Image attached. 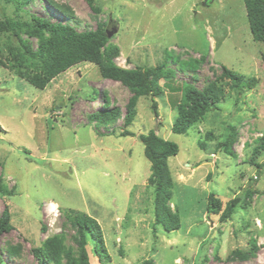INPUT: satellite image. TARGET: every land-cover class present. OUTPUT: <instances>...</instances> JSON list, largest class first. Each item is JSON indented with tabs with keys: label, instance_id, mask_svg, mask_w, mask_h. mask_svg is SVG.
Masks as SVG:
<instances>
[{
	"label": "rangeland",
	"instance_id": "rangeland-1",
	"mask_svg": "<svg viewBox=\"0 0 264 264\" xmlns=\"http://www.w3.org/2000/svg\"><path fill=\"white\" fill-rule=\"evenodd\" d=\"M205 1L30 0L19 10L12 1L0 0V20L33 14L77 32L99 25L107 32L116 28L108 43L118 47L112 59L118 67L163 63L173 71L158 81L157 113L152 94L141 96L132 124L125 126L133 92L102 76L94 62L74 64L41 89L0 65V213L8 206L13 225L0 236V264H38L33 249L51 236L60 237L77 258L75 228L67 219L71 209L86 212L101 226L108 257L96 255L89 236L90 264H143L146 259L153 264H264V154L255 157L260 168L249 161L264 133V41L252 39L243 0ZM5 36L0 33L1 60ZM23 37L37 47L36 38ZM222 65L257 77V84L237 95L228 81L218 108L186 133L172 132L181 84L201 89ZM96 91L108 107L92 95ZM113 108L119 115L112 121L93 117ZM228 125L236 128L235 157L219 146ZM151 129L179 146L167 159L173 180L168 205L180 217L171 231L154 219L150 162L138 138ZM124 130L133 135L121 136ZM247 187L255 190L247 205H239L226 222L207 214L210 192L224 204ZM251 240L255 250L241 258L239 252L248 253Z\"/></svg>",
	"mask_w": 264,
	"mask_h": 264
},
{
	"label": "trees",
	"instance_id": "trees-1",
	"mask_svg": "<svg viewBox=\"0 0 264 264\" xmlns=\"http://www.w3.org/2000/svg\"><path fill=\"white\" fill-rule=\"evenodd\" d=\"M15 4L17 9L30 0H9ZM89 3L92 0H87ZM246 17L252 39L264 41V0H243ZM6 33L2 46L6 50L4 60L0 58V65L8 66L20 78L26 79L35 88L41 89L49 81L62 71L82 61L94 62L99 66L101 75L114 80H119L127 86L133 95L127 103V110L124 116V125L129 126L136 114V103L139 97L152 94V108L157 113L154 97L161 95L162 88L159 86V79H169L173 71L165 68L163 63L154 67H136L124 69L113 62V57L118 53V47L108 43L107 30L98 26L94 30L77 32L73 26L66 23L53 22L44 17L31 15L30 19L21 17H4L0 20V33ZM37 39V47L33 48L25 40L23 35ZM3 50V47H1ZM195 79V77H194ZM229 81V89L241 92L252 89L258 82L257 77H246L234 70L222 65L221 73L214 79L208 81L203 88L198 89L189 83L183 82L179 89V99L174 102L176 109L175 117L171 124V131L183 134L204 117L206 112L218 108L223 101L225 92L223 84ZM97 92V91H96ZM94 92V97L103 98V104L108 107V101L104 94ZM238 98V97H237ZM119 115L116 108L111 110H100L93 114L94 118L103 122H109ZM223 141L219 146L224 151L235 157L232 144L236 137V128L227 126ZM121 136L133 135L129 130H124ZM139 140L143 144L144 156L150 162V185L154 188V219L157 224L166 231L175 230L180 225L178 212H172L168 201L172 195L173 180L170 175L167 159L176 155L179 146L176 142L165 139L151 129L147 134H139ZM250 163L257 168L261 165L255 162L257 154H264V133L256 139ZM255 178H251L256 179ZM255 181V180H254ZM2 190V188H1ZM5 191V190H4ZM254 188L247 187L241 196H235L224 204L213 192L207 196V214L218 215L219 222L224 223L230 219L236 208L246 206V200L254 192ZM67 219L75 228L74 238L78 244V257L74 258L69 250H65L62 240L58 236L46 238L42 244L33 249L38 259V264H63L62 256H65L64 264H90L86 248L87 238L93 240L94 252L99 258H107L106 248L102 229L98 221L83 211L68 210ZM68 213V212H67ZM11 213L8 206H5L0 213V236L12 229ZM251 248L248 253L239 252L241 258L253 253L256 245L250 241ZM9 252H12L9 249ZM238 251H235V253ZM2 262L0 256V263ZM143 264H153L151 259H146Z\"/></svg>",
	"mask_w": 264,
	"mask_h": 264
},
{
	"label": "water",
	"instance_id": "water-1",
	"mask_svg": "<svg viewBox=\"0 0 264 264\" xmlns=\"http://www.w3.org/2000/svg\"><path fill=\"white\" fill-rule=\"evenodd\" d=\"M209 1V0H208ZM208 1H205V2H208ZM116 32V28H113L112 30H111V32H107V36L108 37H110V36H112L114 33ZM157 129V127L155 128V130Z\"/></svg>",
	"mask_w": 264,
	"mask_h": 264
}]
</instances>
